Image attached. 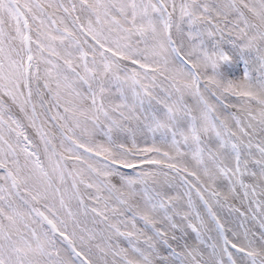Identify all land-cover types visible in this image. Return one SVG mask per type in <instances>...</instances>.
<instances>
[{"label":"snow or ice","instance_id":"snow-or-ice-1","mask_svg":"<svg viewBox=\"0 0 264 264\" xmlns=\"http://www.w3.org/2000/svg\"><path fill=\"white\" fill-rule=\"evenodd\" d=\"M0 264H264V0H0Z\"/></svg>","mask_w":264,"mask_h":264},{"label":"bare ground","instance_id":"bare-ground-1","mask_svg":"<svg viewBox=\"0 0 264 264\" xmlns=\"http://www.w3.org/2000/svg\"><path fill=\"white\" fill-rule=\"evenodd\" d=\"M226 210L221 213L222 216L226 215ZM238 222L237 221H232L227 224V227L229 228H235L237 226Z\"/></svg>","mask_w":264,"mask_h":264}]
</instances>
